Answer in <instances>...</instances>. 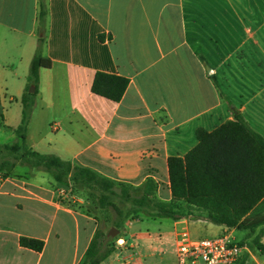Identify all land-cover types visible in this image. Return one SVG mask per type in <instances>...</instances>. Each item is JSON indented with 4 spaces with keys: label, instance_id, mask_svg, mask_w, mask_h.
Listing matches in <instances>:
<instances>
[{
    "label": "crops",
    "instance_id": "crops-1",
    "mask_svg": "<svg viewBox=\"0 0 264 264\" xmlns=\"http://www.w3.org/2000/svg\"><path fill=\"white\" fill-rule=\"evenodd\" d=\"M47 4L43 53L53 64L40 72L27 134L30 148L38 146L30 134L38 107L45 127L55 133L41 140L45 154L137 189L152 179L156 198L170 201L168 160L193 150L199 129L212 132L241 114L264 137V0ZM39 12L40 0H0V95L8 127L17 128L22 121ZM98 72L130 80L119 103L92 93ZM13 103L20 105L15 124L10 120ZM2 131L16 140L12 130L0 127ZM19 167L10 177H0V264H81L100 227V214L89 211L85 204L91 201L80 189L18 177ZM49 176L56 186L63 185ZM61 189L74 194L60 200ZM263 208L264 201L258 209ZM164 219L170 218L129 221L120 248L102 264H169L157 254L168 239L161 232L167 227ZM145 221L149 227L134 226ZM172 222V231L164 234L175 238L173 264L180 222L194 239L227 233L246 244V264H264V252L256 244L264 246V227L229 230L204 215ZM23 237L43 241L44 249L23 247Z\"/></svg>",
    "mask_w": 264,
    "mask_h": 264
},
{
    "label": "trees",
    "instance_id": "trees-1",
    "mask_svg": "<svg viewBox=\"0 0 264 264\" xmlns=\"http://www.w3.org/2000/svg\"><path fill=\"white\" fill-rule=\"evenodd\" d=\"M47 0H40L38 47L30 65L28 87L22 97V121L17 128L4 125V108L0 95V127L10 129L16 141L0 143V177H10L17 166L41 170L54 176L57 183L71 182L76 189H85L98 195L102 210L112 209L120 218L114 226L121 231L129 221L144 211L153 218L183 220L191 211L206 213L208 220L229 230L255 232L264 227V137L254 131L241 114L234 120L209 132L197 131L198 145L185 157L168 160L172 199L156 198L158 187L152 179L139 189L124 183H116L95 171L75 166L55 154H42L27 143L37 91H29L31 85L38 88L40 72L52 68V61L44 56ZM104 42L105 37L100 35ZM130 84L126 77L98 72L92 84V93L119 103ZM120 237L112 239L101 227L88 248L81 264H102L120 247ZM25 248L41 252L44 242L23 237ZM243 244V243H242ZM264 252V246L256 242ZM247 256L236 264H246Z\"/></svg>",
    "mask_w": 264,
    "mask_h": 264
},
{
    "label": "rangeland",
    "instance_id": "rangeland-1",
    "mask_svg": "<svg viewBox=\"0 0 264 264\" xmlns=\"http://www.w3.org/2000/svg\"><path fill=\"white\" fill-rule=\"evenodd\" d=\"M32 87H33V85L30 86L29 91ZM35 99L36 98H34V101H35ZM16 105H17L16 103L12 104L13 112L11 113V116H10V120H12L11 124H15L14 123L15 118L18 119V116L20 114V110H19L20 105H17V106ZM34 111H35V108L33 107V112ZM30 134H31L32 142H34V141L38 142V146L36 147L35 150L42 153V154H45L46 151H44L45 150L44 145L41 143V140H42L44 135H47V137H49V136L52 137L53 135H55V133H53L49 129V127H47V126L45 127L44 119H43V113L40 110V108H38V107L36 108V117L33 120L31 130H30ZM15 141H16L15 136L11 132H8V131L0 132V143L1 144H9V143H13ZM24 169H27V167H19V172H17L18 177L29 178V177L34 176V179H37L36 181H39L42 185H46V186L54 185L53 187H74L73 184L69 181L64 183V185H62V186H56L54 184V182L51 180V177L49 176L50 173L48 174L45 171L34 170V171H36V174L34 172V175H32L33 174L32 170H24ZM39 178H40V180H39ZM71 191L72 192L71 193L69 192V195L74 194V190H71ZM81 191L84 194L83 198L87 199L89 202L91 201V204H85V206H87V208H89V211H95L97 214H100L99 221H100L101 229H103L107 233L113 227L116 228L114 226V222L116 220H118L120 217L112 209H106V210L99 212V210H98L99 208L95 207V206H99L98 195L95 194L94 192H91V191L85 190V189H83ZM94 209H96V210H94ZM203 215L206 216V213L202 212V211H191L188 218L191 216H193L195 218H198V217L201 218V217H203ZM142 217H150V216L148 215V213L146 211H144V212L140 213L137 218H142ZM162 222L167 227L165 228V226H164L161 229L162 230L161 232H163V235L167 236L168 239L164 238L162 240V244L160 245V251H158L157 254H158L159 258L162 257V259L167 261L169 264H173V260H174V254L173 253H174L175 248H176L175 247V238L174 237L171 238V237H169V235L164 234L165 230L172 231L171 228H172L173 222L170 219H164V220H162ZM134 226L135 227H141V228L149 227L147 224V221H145V223L136 222L134 224ZM151 227H153L152 231L158 232V229H156V227H154L153 225ZM117 230H119V229H117ZM123 232H124V229H123V227H121L120 233L115 238L123 237V235H124ZM206 236H208V237H206ZM110 238H112V237H110ZM115 238H112V239H115ZM204 238H212V237H210L209 235H205ZM117 244H118V242H117ZM243 244H245V243L243 242Z\"/></svg>",
    "mask_w": 264,
    "mask_h": 264
},
{
    "label": "built area",
    "instance_id": "built-area-1",
    "mask_svg": "<svg viewBox=\"0 0 264 264\" xmlns=\"http://www.w3.org/2000/svg\"><path fill=\"white\" fill-rule=\"evenodd\" d=\"M59 198H69V192L61 189ZM175 233L176 264H236L247 248L227 233L215 238L194 239L185 222L178 223Z\"/></svg>",
    "mask_w": 264,
    "mask_h": 264
},
{
    "label": "water",
    "instance_id": "water-1",
    "mask_svg": "<svg viewBox=\"0 0 264 264\" xmlns=\"http://www.w3.org/2000/svg\"><path fill=\"white\" fill-rule=\"evenodd\" d=\"M35 91H36V87L33 86V87L30 89V93H35ZM119 233H120V231L113 227V228L108 232V236H109V237H112V238H115Z\"/></svg>",
    "mask_w": 264,
    "mask_h": 264
}]
</instances>
